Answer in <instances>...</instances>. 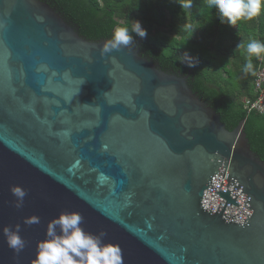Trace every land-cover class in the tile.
I'll list each match as a JSON object with an SVG mask.
<instances>
[{
    "label": "water",
    "instance_id": "water-1",
    "mask_svg": "<svg viewBox=\"0 0 264 264\" xmlns=\"http://www.w3.org/2000/svg\"><path fill=\"white\" fill-rule=\"evenodd\" d=\"M106 41L42 0H0V264H33L62 211L122 264H264V162L244 120L228 131L186 76L129 46L102 56Z\"/></svg>",
    "mask_w": 264,
    "mask_h": 264
},
{
    "label": "trees",
    "instance_id": "trees-1",
    "mask_svg": "<svg viewBox=\"0 0 264 264\" xmlns=\"http://www.w3.org/2000/svg\"><path fill=\"white\" fill-rule=\"evenodd\" d=\"M42 1L57 11L80 36L92 42L109 40L115 26L138 20L147 30V36L141 38L132 33L134 41L129 47L137 48L163 71L186 76L192 92L216 112L228 131L244 120L250 150L264 162V117L248 113L243 105L244 99L256 98L254 74L244 73V65L251 60L255 73L259 59L246 58L244 49L237 48L241 42L246 44L251 39L264 42V9L254 19L230 26L226 21L220 22L218 11L210 9L207 0H192V7L187 9V28L181 22L186 16L181 0ZM188 30H193L201 41L190 39ZM206 40L210 46L204 43ZM194 43L200 44L199 53L194 51ZM185 54L195 61L194 67L187 65L190 61ZM202 55H206V59L201 58ZM205 63L208 66H204ZM260 65L264 68V56ZM232 86H237L238 90H233Z\"/></svg>",
    "mask_w": 264,
    "mask_h": 264
},
{
    "label": "clouds",
    "instance_id": "clouds-1",
    "mask_svg": "<svg viewBox=\"0 0 264 264\" xmlns=\"http://www.w3.org/2000/svg\"><path fill=\"white\" fill-rule=\"evenodd\" d=\"M182 9H190L192 0H181ZM207 6L215 8L220 16V22H227L235 26L238 21H249L260 15L264 9V0H207ZM132 33L141 38L147 36L138 20H132L129 25L114 27L111 39L107 40L101 50L104 56L113 50L127 47L134 41ZM237 48H243L248 55L261 58L264 56V42L251 39L246 44L241 42ZM189 67L195 66V61L185 54ZM244 73L253 71V64L249 60L243 68ZM12 194L22 202L25 192L19 186L11 188ZM20 205L17 204V207ZM37 217L26 220V223H38ZM83 217L75 211H62L47 225L45 237L36 247L33 264H122V253L118 245L106 242L105 233L94 234L83 227ZM3 234L7 245L19 253L24 247V241L16 229L5 227Z\"/></svg>",
    "mask_w": 264,
    "mask_h": 264
},
{
    "label": "built area",
    "instance_id": "built-area-1",
    "mask_svg": "<svg viewBox=\"0 0 264 264\" xmlns=\"http://www.w3.org/2000/svg\"><path fill=\"white\" fill-rule=\"evenodd\" d=\"M262 58H259L258 65L253 76V92L256 98L251 101L243 100L247 112H255L264 117V68L260 65Z\"/></svg>",
    "mask_w": 264,
    "mask_h": 264
},
{
    "label": "rangeland",
    "instance_id": "rangeland-1",
    "mask_svg": "<svg viewBox=\"0 0 264 264\" xmlns=\"http://www.w3.org/2000/svg\"><path fill=\"white\" fill-rule=\"evenodd\" d=\"M185 11H186V14H185L186 16H185V18L183 17L184 20H181V22H182V25H183V26H186V27H187V26H188V20H187V19H188V16H189V15L187 14V9H185ZM183 18H181V19H183ZM196 26H197V25H196ZM196 26H195V27H196ZM187 28H188V27H187ZM188 31H189V34H187V36H188L190 39L192 38L194 41H201V40H199V39H200L199 36L197 37L196 34H193V32H192L193 30H188ZM169 35H170V34H169ZM197 35H198V34H197ZM174 37H175V36L173 35V38H174ZM204 43H205L206 45L210 46V42H209L208 40L204 41ZM204 43H203V44H204ZM199 45H200V44H198V43H194V44H193V46L195 47V49H194L195 52L198 51V53H199V50H200V49H199ZM197 48H198V49H197ZM205 54H206V53H205ZM243 54L245 55L246 58H250V56H249L248 53L245 51V49L243 50ZM251 57H255V56H251ZM262 57H263V56H262ZM262 57H261V58H262ZM201 58L206 59V55H202ZM218 65H219V63H218ZM204 66H208L207 63H205ZM232 87L234 88L233 90H236V91L238 90V89H237V86H232Z\"/></svg>",
    "mask_w": 264,
    "mask_h": 264
},
{
    "label": "flooded vegetation",
    "instance_id": "flooded-vegetation-1",
    "mask_svg": "<svg viewBox=\"0 0 264 264\" xmlns=\"http://www.w3.org/2000/svg\"><path fill=\"white\" fill-rule=\"evenodd\" d=\"M158 66V65H157ZM159 67V66H158Z\"/></svg>",
    "mask_w": 264,
    "mask_h": 264
}]
</instances>
